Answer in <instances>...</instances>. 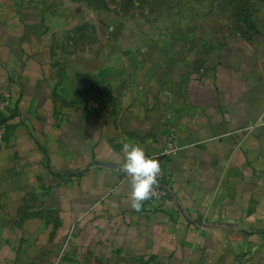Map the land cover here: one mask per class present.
I'll use <instances>...</instances> for the list:
<instances>
[{
	"label": "crops",
	"instance_id": "1",
	"mask_svg": "<svg viewBox=\"0 0 264 264\" xmlns=\"http://www.w3.org/2000/svg\"><path fill=\"white\" fill-rule=\"evenodd\" d=\"M257 1L236 25L119 43L105 59L94 28L58 59L63 0H0V93H11L0 111V264H264ZM76 11L66 40L80 35ZM125 140L149 156L176 147L158 157L170 197L139 212L120 170Z\"/></svg>",
	"mask_w": 264,
	"mask_h": 264
},
{
	"label": "rangeland",
	"instance_id": "2",
	"mask_svg": "<svg viewBox=\"0 0 264 264\" xmlns=\"http://www.w3.org/2000/svg\"><path fill=\"white\" fill-rule=\"evenodd\" d=\"M65 18L63 22H54L55 47L57 58L61 54L76 55L75 44L85 40H94L95 30L102 35V58L118 51V44L125 47L142 46L144 43L174 34H197L203 36L207 30L218 29L231 23L236 25L245 11L253 9L257 0H63ZM60 9V10H61ZM80 10V20L83 22L79 37L70 32L68 40L64 30L75 23L74 17ZM56 10V9H55ZM69 12V13H68ZM96 25V26H95ZM72 29V28H71ZM70 29V30H71ZM74 30V29H72ZM71 30V31H72ZM70 44H66L68 42ZM79 51L83 50L81 48ZM126 49L123 48L122 51ZM91 52L87 50V52ZM86 52V51H85ZM60 53V55H59ZM74 53V54H72ZM59 56V57H58Z\"/></svg>",
	"mask_w": 264,
	"mask_h": 264
},
{
	"label": "clouds",
	"instance_id": "3",
	"mask_svg": "<svg viewBox=\"0 0 264 264\" xmlns=\"http://www.w3.org/2000/svg\"><path fill=\"white\" fill-rule=\"evenodd\" d=\"M122 151L124 159L120 167L129 178L131 207L139 212L144 201L153 195V186L158 184L161 165L158 158L147 155L143 147L131 140H125Z\"/></svg>",
	"mask_w": 264,
	"mask_h": 264
},
{
	"label": "built area",
	"instance_id": "4",
	"mask_svg": "<svg viewBox=\"0 0 264 264\" xmlns=\"http://www.w3.org/2000/svg\"><path fill=\"white\" fill-rule=\"evenodd\" d=\"M11 93L8 89H3L0 93V111L5 109L10 102ZM4 135V126L2 122H0V140L2 139ZM176 151V147L170 145L169 148L163 150V152L160 154V156H154L156 158L158 157H169L172 154H174ZM160 165H161V171L158 174V184L153 186V195L148 199L150 201L154 202H162L165 199H168L171 195V188H170V178L163 169V165L161 160L158 158ZM120 170L123 172L124 179L129 180L126 173L120 168Z\"/></svg>",
	"mask_w": 264,
	"mask_h": 264
}]
</instances>
